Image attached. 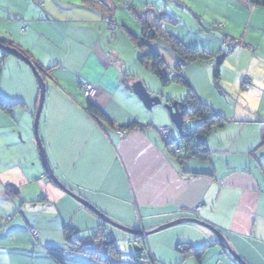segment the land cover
<instances>
[{
    "label": "crops",
    "instance_id": "1",
    "mask_svg": "<svg viewBox=\"0 0 264 264\" xmlns=\"http://www.w3.org/2000/svg\"><path fill=\"white\" fill-rule=\"evenodd\" d=\"M108 14L70 0H0V41L26 53L31 63L53 68L45 77L53 81H44L38 129L53 176L122 227L147 232L180 219L197 220L217 230L244 263L264 264V102L234 109L227 118L221 115L227 123L206 138L210 160L180 167L161 145L159 130L166 121L157 128L120 131L130 123L121 118L117 100L131 91L112 52L101 44ZM160 47L154 49L166 64L176 65L177 58ZM1 66L0 97L23 105L10 114L0 110V264H53L45 251L65 248L63 226L86 239L103 224L116 246L126 241L45 175L33 134L39 92L24 63L7 56ZM67 74L76 78L77 88L62 85ZM80 83L95 88L91 103L112 124L88 113ZM7 186L17 190V198L7 196ZM8 216L12 220L6 223ZM143 241L147 264L230 263L214 235L196 224L184 223ZM179 244L207 249L195 258L175 251ZM64 264L108 263L70 253Z\"/></svg>",
    "mask_w": 264,
    "mask_h": 264
},
{
    "label": "rangeland",
    "instance_id": "2",
    "mask_svg": "<svg viewBox=\"0 0 264 264\" xmlns=\"http://www.w3.org/2000/svg\"><path fill=\"white\" fill-rule=\"evenodd\" d=\"M70 1L80 4V0ZM104 1L105 8L110 12L100 29L104 35L101 43L103 48L107 53L112 52L119 68L116 67L123 73L129 87L140 82L152 97L161 101L159 106L147 111L132 92L124 94V98L117 100L121 118L126 121L124 123L136 122L142 128H157L166 121V128L170 130L167 142L177 141L179 135L170 123L166 107L185 100L188 95L187 89L181 84L170 82L167 86H162L149 69L136 63L137 51L129 37L131 35L141 39L142 27L139 18L145 17L154 19L155 16L157 20L160 19L155 25L163 32V36L172 35L187 47L206 54L207 61H197L182 68V76L195 94L214 112L225 116L234 109L238 108L239 112V108L251 109L257 103L264 102V9L249 7L243 0ZM108 22L112 26L109 27ZM88 29L92 35V29ZM153 46L162 49L159 42H155ZM226 53L216 83L212 78V66L217 55ZM30 74L38 91L31 70ZM67 75L61 79L62 85L77 88L76 78L72 74ZM50 82L45 80L46 84ZM133 98L138 103L133 104ZM186 127L192 129L195 125ZM161 145L165 154L171 158L166 144ZM112 232L126 237V241L117 242L121 256L116 262L128 264L135 253L133 244L128 241L130 237L114 228ZM228 258L229 264H236L229 255Z\"/></svg>",
    "mask_w": 264,
    "mask_h": 264
},
{
    "label": "trees",
    "instance_id": "3",
    "mask_svg": "<svg viewBox=\"0 0 264 264\" xmlns=\"http://www.w3.org/2000/svg\"><path fill=\"white\" fill-rule=\"evenodd\" d=\"M243 1L249 7H259L264 9V0ZM80 3L94 8L97 7L104 14L110 12L108 8H105L104 0H80ZM152 18H139L140 25L142 27L141 39L131 35L129 37L133 47L137 51L136 63H138L141 67L145 69H149L150 72L159 80L162 86H167L170 82H175L184 86L188 91V95L185 100L175 102L178 108L184 111V136L179 141H172L170 143L167 142L168 140L165 141L167 149L170 148L173 144H176V147L179 149V153L174 154L170 152L169 149L168 153L180 167H182L183 165H185V163L189 161H209L210 151L206 145L207 135L215 129L223 128L224 124L227 123V120L221 115L215 113L207 104H205L195 94L186 79L182 76V68L197 61H207V56L203 51L187 47L181 42L180 39L172 35L166 34L163 36V32L158 29V27H156L155 25L158 21H160V19L157 20L155 16V20ZM155 42H159L160 46H164L165 48H167L177 58L176 65H174L173 67H169L166 64V62L161 58V56L155 51V47L153 46ZM0 46L8 49H13L19 52L29 61H31V59L27 56L26 53L22 52L20 49L10 43L0 41ZM231 49L232 48L230 47V51ZM226 55L227 53L220 54L215 57V63L212 66V78L216 83L220 77V65L223 64ZM7 56L9 55L5 51H2L0 49V76L2 71L1 62ZM31 64L44 81L45 77H49L50 73L53 70V68H42L34 62ZM170 75L172 76V78H170ZM83 84L89 83L78 84L80 94L84 99L81 91V87ZM129 88L130 87H128V89ZM93 98H91L90 100L84 99L87 103L86 109L88 113L91 114L94 118H96L98 122L104 121L106 123L112 124L111 120H109L103 112H101L96 106L91 103V100ZM22 105V103L7 101L0 97V110L6 114L12 113V109L14 107ZM189 119H192L194 121L195 128L188 129L186 127L187 125L193 126L187 123V120ZM142 129V125L136 122L130 123L129 125L124 127H120V131L124 132H131L133 130ZM262 141L264 142V138H262ZM45 175L48 177L46 173ZM48 179L50 180V178ZM5 192L7 193V196L11 199L17 198L18 196L17 190L10 186L6 187ZM16 212L19 213L17 207H15V213ZM11 220V216L5 218L6 223ZM105 228L107 229V227L102 224L100 227H98L99 230L95 231L94 234H92L90 237L86 239H79L78 237H76L77 232L72 227L63 226L61 232L63 241L65 243V248H50L46 250L45 253L52 260L53 264H64L66 256L70 253L98 257L108 264H120L116 261L120 258L121 253L116 246V241L111 240L109 236H106V234L102 230ZM31 232L33 236L37 235L35 231L31 230ZM128 237H130L128 239L133 244L135 252L134 255L130 257V261L128 262V264H147L149 260V254L146 250L143 238L133 237L130 235H128ZM206 249L207 248H194L191 245L187 244H179L175 247V251H177L178 253L193 256L195 258H200ZM222 252L226 254L225 250H223ZM144 257L148 258L145 263L142 262V259Z\"/></svg>",
    "mask_w": 264,
    "mask_h": 264
},
{
    "label": "water",
    "instance_id": "4",
    "mask_svg": "<svg viewBox=\"0 0 264 264\" xmlns=\"http://www.w3.org/2000/svg\"><path fill=\"white\" fill-rule=\"evenodd\" d=\"M0 49L2 51H5L9 56H12L14 58H16L17 60H19L20 62L24 63L26 66H28L31 69V72L33 73L37 86H38V102H37V108L34 114V121H33V134H34V140L37 146V150L39 152V157L41 160V164L42 167L45 171V173L48 175V177L50 178L51 182L56 185L60 190H62L65 194H67V196H69L70 198H72L74 201H76L77 203L81 204L82 206L86 207L87 209H89L93 214H95L104 224L117 229L119 231L124 232L127 235L133 236V237H140L143 238L145 236H148L150 234H155L161 231H165L168 229H171L173 227L182 225L184 223H192V224H196L199 225L203 228H205L206 230H208L209 232H211L214 237L216 238L217 241V246H219V248L221 250H225L226 254L229 255L231 257V259L236 263V264H244L242 262V260L237 257L233 251H231L223 236L217 231L215 230L213 227L197 221V220H193V219H180V220H176L173 222H170L168 224L162 225L158 228H155L153 230L147 231V232H142V231H135V230H131L125 227H122L114 222H112L110 219H108L107 217H105L104 215L100 214L98 211H96L92 206L88 205L85 201H83L81 198L71 194L68 190H66L62 185H60L57 180L55 179V177L52 174V171L49 167V164L47 162V158H46V154H45V150L42 146L41 140L39 138V120H40V116H41V112L43 109V104H44V100H45V93H46V86L44 83V80L42 79V77L38 74V72L35 70V68L32 66L31 62L25 58L23 55H21L19 52L13 50V49H8V48H4L2 46H0ZM130 91L132 92V94L138 99V101L142 104V106L144 107L145 110L147 111H151L154 107L159 106L161 104V101L159 98L157 97H152L143 87V85L140 82H136L133 83L130 86ZM168 114H169V118H170V123L173 125V127L175 128V130L177 131L179 138H183L184 136V131H183V112L179 111L178 106L176 105V103L172 104L171 106H167L166 107Z\"/></svg>",
    "mask_w": 264,
    "mask_h": 264
},
{
    "label": "built area",
    "instance_id": "5",
    "mask_svg": "<svg viewBox=\"0 0 264 264\" xmlns=\"http://www.w3.org/2000/svg\"><path fill=\"white\" fill-rule=\"evenodd\" d=\"M108 26L110 27V26H112V24L110 22H108ZM81 91H82V95H83V97H84L85 100H90L95 95V89L90 84H83L82 87H81ZM159 132H160V136H161V138L163 140H167L168 139V137H169L168 128H161L159 130ZM118 135L121 137L122 136V133H118ZM170 150H171L170 152H172L174 154L179 153V149L176 148V147H173L172 146L170 148ZM148 257H149V255H148ZM147 259H148L147 257H144L142 259V262L145 263L147 261ZM217 264H222V263H217Z\"/></svg>",
    "mask_w": 264,
    "mask_h": 264
},
{
    "label": "flooded vegetation",
    "instance_id": "6",
    "mask_svg": "<svg viewBox=\"0 0 264 264\" xmlns=\"http://www.w3.org/2000/svg\"><path fill=\"white\" fill-rule=\"evenodd\" d=\"M178 109H179V108H178ZM179 111L183 112V114H184V111H183V110H180V109H179ZM187 123H189V124H191V125H194V124H195L194 121H193L192 119L187 120ZM184 126H185V125H183V131H184ZM165 128H166V127H165ZM168 132L170 133L169 128H168ZM168 139H169V137H168ZM168 139H167V140H168ZM167 140H163V141L165 142V141H167ZM179 140H180V138H179L177 141H179ZM165 143H166V142H165ZM172 146H173V147H176V144H173ZM172 146H171V147H172ZM171 147H170V148H171ZM170 148H169V150H170ZM176 148H177V147H176ZM170 151H171V150H170Z\"/></svg>",
    "mask_w": 264,
    "mask_h": 264
}]
</instances>
